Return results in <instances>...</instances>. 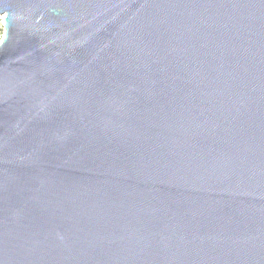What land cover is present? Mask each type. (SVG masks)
I'll list each match as a JSON object with an SVG mask.
<instances>
[{"label":"water","instance_id":"obj_1","mask_svg":"<svg viewBox=\"0 0 264 264\" xmlns=\"http://www.w3.org/2000/svg\"><path fill=\"white\" fill-rule=\"evenodd\" d=\"M0 19V264H264V0Z\"/></svg>","mask_w":264,"mask_h":264},{"label":"rangeland","instance_id":"obj_2","mask_svg":"<svg viewBox=\"0 0 264 264\" xmlns=\"http://www.w3.org/2000/svg\"><path fill=\"white\" fill-rule=\"evenodd\" d=\"M0 31H1V36H0V42L4 34V28H3V21L0 19Z\"/></svg>","mask_w":264,"mask_h":264},{"label":"trees","instance_id":"obj_3","mask_svg":"<svg viewBox=\"0 0 264 264\" xmlns=\"http://www.w3.org/2000/svg\"><path fill=\"white\" fill-rule=\"evenodd\" d=\"M0 36H1V31H0Z\"/></svg>","mask_w":264,"mask_h":264}]
</instances>
